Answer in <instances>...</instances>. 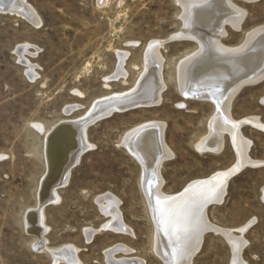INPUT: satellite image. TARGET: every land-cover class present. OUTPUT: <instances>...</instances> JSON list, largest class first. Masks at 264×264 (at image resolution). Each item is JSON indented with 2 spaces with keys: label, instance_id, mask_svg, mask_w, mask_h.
Instances as JSON below:
<instances>
[{
  "label": "rangeland",
  "instance_id": "1",
  "mask_svg": "<svg viewBox=\"0 0 264 264\" xmlns=\"http://www.w3.org/2000/svg\"><path fill=\"white\" fill-rule=\"evenodd\" d=\"M192 1L25 0L39 24L20 13L0 11V264H56L48 249L33 248L37 234L25 227L26 214L38 207L40 182L48 170L45 132L60 120L83 117L99 98L138 89L148 73L160 75L158 103L115 111L86 126L89 147L65 184L56 188L57 201L42 208L43 237L48 248L75 246L79 264H109L106 250L116 245L131 251H119L114 258L166 262L156 249L157 224L142 187L143 168L124 145L126 134L141 124L164 126L170 155L160 162L158 181L166 195L237 164L226 132L220 150L200 151L196 144L209 135L217 107L207 98L185 94L201 92L190 76H185L186 90L180 89L183 64L191 68L210 41L186 32L195 11ZM227 1L239 13L202 24L221 47L237 48L248 33L264 27V0ZM153 57L160 61L157 68L151 66ZM119 69L123 73L117 76ZM229 113L238 121L257 117L264 123V77L238 90ZM240 131L250 141L248 156L255 163L244 164L226 181L221 202L205 206L207 222L215 227L202 234L190 264L233 263L230 239L218 229L245 241L240 252L244 264H264V130L242 124ZM107 194L116 197L130 232L102 227L111 217L97 199ZM87 229L97 230L88 236Z\"/></svg>",
  "mask_w": 264,
  "mask_h": 264
},
{
  "label": "bare ground",
  "instance_id": "2",
  "mask_svg": "<svg viewBox=\"0 0 264 264\" xmlns=\"http://www.w3.org/2000/svg\"><path fill=\"white\" fill-rule=\"evenodd\" d=\"M1 1L2 4H10L14 5V7L18 9H22L26 12V17L35 21L36 24H39V20L34 13L35 11H33L32 7H30L25 2V0ZM192 3H195L193 5L195 7V11L193 10L194 14L192 13L190 21L187 20L188 27L186 28L184 26L187 30L186 32H189V34L191 33L197 39L199 38L203 41L209 39L210 41L209 44L201 50L200 54L195 57V59L193 60L194 64H192L193 66H191V68L190 66H188V63L183 64L184 66L183 68H181L182 71H180V73L182 72L181 75L183 77H181V79L184 80L182 81V86H180V83L179 86L181 87V91L184 92L187 87L185 86V83L187 82L186 77H192L193 81L194 79H196L197 82L196 80L194 81L195 85L197 86L195 90L201 92H199L198 94L186 92L185 94H187L188 96H193L194 98L197 97L204 100L207 98L214 102V105L217 107V111L214 113V117L212 116L213 119L209 121V135L205 138L203 136L202 139L204 138V140H202L201 142L199 141L200 144H196L199 145L200 151H203L205 149L214 151L220 150L222 147V135L226 132L229 135L231 143L235 149L237 164L236 166H233L225 171H215V173H212V175L207 178L196 179L189 182L184 189L182 188L183 190L181 192L179 191L180 193L166 195L160 191V182L158 181V168H160V162L165 157L170 155L168 152L169 149L165 146L162 137L164 126H162L161 124L148 122V124H145V122V125L141 124L137 127L134 126V129H132L128 133L126 132L127 134L124 145L127 147L128 151L140 161L142 165L141 167L143 168V177L141 180L142 187L144 189V192L148 195V198H150L154 216L153 218L157 224L156 239H158V241L156 249L159 256H162L166 261V264L191 263L192 256L195 254L201 244L202 234L207 230L208 227H215V225L214 227H212L213 225H209V222H207L206 219L205 205L207 201L214 200L216 202H221L225 194L227 176L231 174L236 168L243 167L244 164L255 163V161H253L248 156L250 141L242 136V133L240 131L242 123L248 122L252 126L264 130V123L260 122L257 117H248L246 119L238 121L233 119L229 113L231 100L236 95L238 90L245 84L256 83L264 77V27H260L250 33L247 32L248 35H246L247 37L245 39V42H243L240 47L237 46V48H235L234 46L233 48H224V45L221 47L219 43H216V41L218 40L217 38H215L217 39L215 40L214 38L212 39L208 37V33L205 32L206 25L203 26L202 20H204V22L206 20L210 22H213L215 20L219 21V19L224 17L226 14L231 15L234 11H237V13H239V9L237 10L236 8L231 7L228 4L227 0H193ZM188 7H186V9H188ZM238 20L240 21L241 19ZM214 25L217 26L216 24ZM215 26H213V28ZM238 27L237 29H239ZM152 45L154 47V44ZM159 64L160 61L158 62V59L156 60V58L154 59L153 57L151 66H155V68H157L156 65L160 66ZM180 66L181 64L179 65V67ZM149 67L150 66H148V68ZM186 71L188 73H186ZM122 73V70L119 69L117 76ZM159 76L160 75L148 73V76L144 79V82L141 80L143 82H141L143 85L141 84V87H139L138 89L136 88L137 90H135V92H131L129 94H127L128 92L113 93L108 96L99 98L96 100L98 103L94 101L83 117H77V119L60 120L45 132L43 143L45 147L43 149L46 148L48 170L45 175H43V178L40 182L38 193V207L36 206V209L26 214L25 227L27 232L30 231L31 233L37 234V238L36 241H34L33 248L38 251L48 249V252L52 256V261L54 263L57 264L59 262H64L67 264H79L80 262L77 257V248L73 245H63L55 249L47 247L46 239L43 237L46 231V227L43 224L42 208L44 207V205L50 202L57 201L55 190L57 187L65 184L69 169L73 166L74 163L73 159L77 158L75 161L76 163L79 159L80 154L89 147V144L86 140L85 128L90 121L85 123L83 122L91 117L101 115L109 109V106L113 104L112 102H114L115 100L117 101L119 98L129 96L130 98L135 97L140 99H150L155 96L157 97L159 94H156L155 90L158 89V93L162 88V84L160 85V80L159 78H157ZM202 78L204 81L201 80ZM199 79L201 80V82L203 81V84L199 85L201 83L200 81V83L198 82ZM71 109L72 108L69 107L66 109V111H70ZM75 123H79V125L77 124L78 126H74L73 128H64V131H62L61 134L54 136L55 138L52 143H49L50 136L57 127L62 125V127H65L66 125H73ZM47 161H45V163ZM49 171L51 172V177L49 178L50 180H48L44 185V180L46 179L47 175L50 174ZM42 190L43 195L40 194ZM262 194L264 199V188ZM97 201L100 204L101 211L111 217V220L109 222L106 221L107 223H104L102 227L110 228L119 232H130V229L125 225V223H123L121 219L116 197H113L110 194L104 196L102 195L97 199ZM245 228L247 227L244 226V229ZM244 229L241 230L243 231ZM96 230L97 229H87L86 232L89 234L88 236H91L92 233ZM218 230L224 233L226 237L230 239V245L233 248L234 253V260L232 264H244L240 260V252L242 250V247L245 245V241L238 236H233L230 231H226L223 229ZM179 232L180 234L181 232H183L185 235H187V237H184L182 235L183 233L181 234L182 236H180ZM166 233L167 236L165 235ZM168 239L170 244L167 243ZM119 251L128 253L131 250L126 246L121 245H116L107 249L106 258L109 264H143L142 259H137L134 257L114 258V254Z\"/></svg>",
  "mask_w": 264,
  "mask_h": 264
},
{
  "label": "water",
  "instance_id": "3",
  "mask_svg": "<svg viewBox=\"0 0 264 264\" xmlns=\"http://www.w3.org/2000/svg\"><path fill=\"white\" fill-rule=\"evenodd\" d=\"M0 11H8V12H12V13H20V14H22V15H24V16H26V12L25 11H23L22 9H18V8H16V7H14V5H10V4H2V1L0 0ZM139 86V85H138ZM137 88V87H136ZM135 90H137V89H134L132 92H135ZM97 102V101H96ZM98 103V102H97ZM113 104H111V103H109V104H111V106H109V109L108 110H106L104 113H102L101 115H98V116H94V117H91V118H89V119H86L83 123H85V122H88V121H90L89 122V124H91V123H93V122H95V121H97V120H99V119H101V118H104V117H107V116H109L110 114H112L113 112H115V111H126V110H128V109H132V108H136V107H142V106H152V105H155V104H157L158 103V96L156 97H153V98H150V99H143V98H135V97H133V98H130L129 96H127V97H123V98H119L117 101L115 100L114 102H112ZM79 125V123H75V124H73V125H66L65 127H62V126H59V127H57L56 129H55V131L52 133V135L50 136V139H49V143L51 144L52 143V141L54 140V136H57V135H59V134H61V132L62 131H64V128H73L74 126H78ZM82 124V123H81ZM88 124V125H89ZM242 124H249L248 122H243ZM50 146V145H49ZM51 148V147H50ZM83 153V152H82ZM82 153L80 154V155H82ZM80 157V156H79ZM76 159L77 158H74L73 159V166H75L76 165V163L78 162H76L75 163V161H76ZM72 166V167H73ZM71 167V168H72ZM70 168V169H71ZM70 169H69V171H70ZM239 169L240 168H236L231 174H229L228 176H227V180L232 176V175H234V173H236V172H238L239 171ZM50 171H51V166H50ZM49 171V172H50ZM51 177V172H50V174L49 175H47V177H46V179L44 180V185H45V183L48 181V180H50L49 178ZM57 188H59V187H57ZM40 194H42L43 195V190L40 192ZM40 203H41V199H40ZM43 203V202H42ZM210 203H218V202H216V201H214V200H210V201H207V203H206V205L205 206H207L208 204H210Z\"/></svg>",
  "mask_w": 264,
  "mask_h": 264
}]
</instances>
